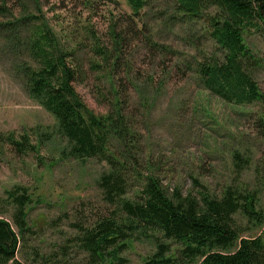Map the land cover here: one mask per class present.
<instances>
[{
	"label": "trees",
	"instance_id": "1",
	"mask_svg": "<svg viewBox=\"0 0 264 264\" xmlns=\"http://www.w3.org/2000/svg\"><path fill=\"white\" fill-rule=\"evenodd\" d=\"M154 1L81 0L70 11L72 23L59 19L51 26L38 16L43 7L39 0H0V35L16 40L19 24L27 31L23 43L33 65L20 70L24 90L55 118V134L67 143L63 152L69 159L98 160L108 167L97 181L103 210L89 221L74 223L76 234L59 247L60 253L36 252L34 263L65 264L77 247L86 254V264H125L121 255L136 241L148 239L158 251L141 264H264V234L243 238L235 219L241 215L249 223L264 225L260 193L246 191L240 181L212 193L197 179L198 194L179 187L168 191L151 163H141L136 156L140 149L131 124L132 101L118 78L120 62L132 54L139 32L154 56L171 58L167 75L174 72L185 82L194 80L199 89L227 105L262 102L264 95L251 72L256 58L244 34L264 24V0H172L173 15L156 20L182 38L183 49H178L177 40L158 39L156 28L146 25ZM104 4H114L119 11L110 14L103 35L93 20L101 16ZM78 7L84 12L75 21ZM17 17V24L10 21ZM131 25L138 32L129 31ZM206 41L215 48L210 51ZM83 50L90 57L89 73L104 83L96 85V95L107 108L102 115L91 111L76 89L84 81ZM143 107L149 110L150 103ZM257 128L264 136V112ZM38 135L35 144L28 132H0V160L8 153L39 154L47 135ZM233 158L240 174L251 164L238 152ZM143 164L147 173L141 170ZM131 187L133 197L128 196ZM0 201L6 210L2 213L11 217L0 215V264H27L18 255L29 248L27 238L33 231L28 208L33 197L27 187L15 186ZM167 240L183 246L180 258L169 255Z\"/></svg>",
	"mask_w": 264,
	"mask_h": 264
},
{
	"label": "rangeland",
	"instance_id": "2",
	"mask_svg": "<svg viewBox=\"0 0 264 264\" xmlns=\"http://www.w3.org/2000/svg\"><path fill=\"white\" fill-rule=\"evenodd\" d=\"M39 1L43 7L37 14L40 19L45 17L51 26L58 25L59 19L72 23L70 11L81 4V0ZM153 5L146 25L156 28L158 39L177 40L178 49H183L182 38L177 33L172 34L164 21L156 20L158 16L166 19L173 15L172 0H155ZM100 8L103 9L101 16L93 20V24L104 35L107 20L112 17L110 14L118 13L119 7L104 4ZM83 12L78 7L74 20L78 21ZM18 19L10 21L17 24ZM18 27L16 40L9 34L0 35V132L16 131L18 135L28 132L35 144L38 134L46 133L47 136L39 154L17 157L8 153L0 160V199L5 197L6 190L15 186L29 189L33 202L28 208V222L33 232L27 238L29 248L21 251L18 258L27 264H37L33 262L36 252L60 253L59 247L68 245L69 239L76 234L74 223L89 221L103 210L97 181L108 167L98 160L69 159L63 152L67 143L55 134V118L24 90L20 70L33 62L23 43L27 31L21 24ZM133 29L137 31L133 25L128 27L129 31ZM136 37L132 54L120 62L118 78L126 84L132 101L131 124L137 131L140 149L137 158L141 163H151L154 173L170 192L179 187L184 193L198 194L201 189L194 179L212 193H220L226 186L240 181L246 191L260 193V209L264 213V136L257 128L264 112V100L248 106L227 105L199 89L194 80L185 82L174 72L167 75L168 67L172 68L171 58L154 56L145 45L143 35ZM244 39L256 58L251 72L264 95V24L245 33ZM205 44L213 50L212 42ZM89 58L87 50L80 53L85 73L84 81L76 84V89L87 107L102 115L107 108L96 95V85L104 83L96 80L98 75L89 73ZM159 85L163 86L160 92ZM148 101L150 109L146 110L143 106L148 105ZM236 152L245 160L248 157L251 160L241 174L233 158ZM146 165L141 168L144 173H147ZM134 193L131 187L128 196L133 197ZM3 211L6 210L2 202L0 215L11 219L10 214ZM235 219L243 238L264 234V225L249 223L241 215ZM166 243L169 255L180 258L183 246L173 240ZM157 251L152 241L143 239L136 241L121 257L125 264H141ZM85 259L86 254L73 247L65 264H86Z\"/></svg>",
	"mask_w": 264,
	"mask_h": 264
}]
</instances>
